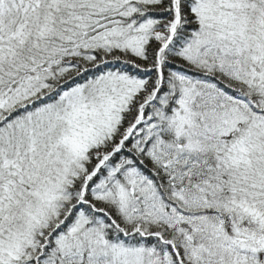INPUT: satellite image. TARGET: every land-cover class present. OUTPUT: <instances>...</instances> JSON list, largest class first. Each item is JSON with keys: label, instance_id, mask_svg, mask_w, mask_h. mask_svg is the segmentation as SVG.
I'll return each mask as SVG.
<instances>
[{"label": "snow or ice", "instance_id": "snow-or-ice-1", "mask_svg": "<svg viewBox=\"0 0 264 264\" xmlns=\"http://www.w3.org/2000/svg\"><path fill=\"white\" fill-rule=\"evenodd\" d=\"M0 264H264V0H0Z\"/></svg>", "mask_w": 264, "mask_h": 264}]
</instances>
